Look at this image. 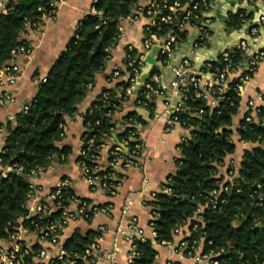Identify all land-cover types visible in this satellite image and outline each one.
Returning <instances> with one entry per match:
<instances>
[{
	"label": "trees",
	"instance_id": "trees-1",
	"mask_svg": "<svg viewBox=\"0 0 264 264\" xmlns=\"http://www.w3.org/2000/svg\"><path fill=\"white\" fill-rule=\"evenodd\" d=\"M52 1L13 0L6 13L0 14V68L11 58V51L26 46L21 35L28 25L34 27L40 23L43 14L51 10L49 4ZM139 1L96 0L94 13L87 15L78 26L74 38L68 42L47 75L46 82L38 85L27 110L5 123L0 167L12 170L5 177L0 175V242L8 240L18 218L27 214L24 207L30 172L48 168L54 158L66 163L72 155L71 148L60 143L63 139L60 126L74 115L97 75L106 66L119 41L121 20L135 9ZM206 1L211 4L214 0ZM240 14L251 20L247 11L240 10L230 15L228 26L236 27ZM254 26L259 28L257 24ZM169 28L163 25L155 31L164 36ZM181 35L184 37L183 33ZM228 52L234 68L245 67L242 52L237 49ZM209 63L211 73H219L227 66L219 55ZM128 74L129 70L124 69L120 76L128 77ZM236 84L237 79L230 83V89L222 95L223 99L211 108L206 100L194 97L195 89L188 88L181 111L175 113L177 124L188 135L186 142L178 146L175 170L165 183L169 193H156L148 205L157 213L152 221L156 244L173 242L175 229L188 225L197 215L199 221L190 222L189 231L196 226L191 236L197 242L203 241V252L212 253L218 264H264V107L259 109L255 120L252 118L250 122H245L243 119L236 130L240 141L251 144L252 148L243 151L234 176L229 178L227 171L218 175L225 158L236 152L231 128L242 99L235 90ZM127 86L125 80L118 83L115 89L105 91V96H99L85 114L86 136L93 139V144L86 158L80 160L90 170L95 166L91 155L99 154L117 123L124 125L119 138L127 142L130 150L135 142L129 133L136 132V138L139 137V129L153 117L152 97L144 99L139 96L145 106L134 102L133 109L122 111V104L128 100L124 93ZM143 91L144 88L140 92ZM217 94L215 91L214 98ZM200 110L203 111L201 115L198 114ZM116 114H120L119 121ZM107 170L113 173L111 167ZM117 182L113 177L107 179L109 186ZM220 184L227 185L228 192L224 195L225 202L221 208L213 210L207 205L208 194L218 189ZM61 195L62 204L66 205L67 199L75 192L67 186ZM58 216L57 211L45 220L55 221ZM23 226L29 231L34 230L28 222ZM98 236L97 232L85 235L77 232L64 243V249L81 255ZM208 242L211 244L208 245ZM135 245L138 257L133 264H157V249L151 241H136ZM39 249V245H33L23 263L30 262ZM77 264L84 262L78 261Z\"/></svg>",
	"mask_w": 264,
	"mask_h": 264
},
{
	"label": "built area",
	"instance_id": "built-area-1",
	"mask_svg": "<svg viewBox=\"0 0 264 264\" xmlns=\"http://www.w3.org/2000/svg\"><path fill=\"white\" fill-rule=\"evenodd\" d=\"M11 1L13 0H0V14L6 13L7 6ZM60 2L61 0H53L49 4L51 10L47 14H43V19L52 18ZM209 11L210 4L206 0H149L145 5H137L126 17L133 22L143 21V27L139 46L134 47L128 45L125 49L123 68L129 70L126 79L128 86L124 89L125 96L128 99L133 97L136 105L145 106V102H141L138 99L139 96L144 99H150L159 93L157 90L154 91L153 87L149 84L141 87L138 83L147 53L152 48H156L161 65L168 66L172 76L169 82V88L174 91L175 97L179 101L169 110V125L177 124L175 113L181 111L182 101L185 99L189 87L195 89L194 97L196 99L206 100V104L211 108L215 107L217 102L223 99L222 95L230 89V83L237 79L235 90L241 98H244L247 94V86L252 75L264 60V49L257 47L252 42L253 38L258 34V27L254 26L256 23L242 17L240 14V19L235 28L239 30L243 29L245 34L244 37L238 39L232 49H237L243 53L246 64L244 68H234L232 66L229 50L218 53L222 60L227 63L225 70L219 73L209 72L208 69L211 67L209 61L211 60L204 63V68L203 66L196 68L187 58H182L177 64L173 65L171 58L175 48L181 45L190 33L194 34V41L192 43L194 48H202L207 45L210 36L209 28L212 23L209 17ZM263 22L264 18L259 17V25ZM163 25H168L170 28L164 36H159L156 31L160 30ZM29 27L28 25L26 31ZM181 33L184 34V37ZM30 52L31 43L28 42H26V46L11 51V58L0 68V86L15 83L21 74L19 58L28 56ZM134 52L135 55H133ZM235 70H239L240 74L232 79L230 78V73ZM112 76L119 77L120 69L115 68ZM45 82L46 78H43L39 81L38 85ZM143 88L145 91L140 92ZM119 89L121 90V88ZM215 91L218 93L216 98L213 96ZM103 95L105 96V94ZM5 98L4 94H0V105H2ZM28 104L23 106L22 111L27 110ZM246 107L250 112L244 119L245 122H250L252 114L257 115L259 109L264 107V88L256 96L247 97ZM202 113V110L198 112L199 115ZM121 126L124 127V125ZM60 127L63 130L61 137L64 138L65 125ZM0 133H4L3 127H0ZM129 135L135 142L130 150L127 148V142L122 139L116 146L109 150V167L112 170L116 167L129 169L138 165L143 152V142L139 137L136 138V132H130ZM186 140L187 136L183 137L180 144L186 142ZM4 141L5 135L3 143ZM92 144L93 139L86 136L85 128L82 136V146L76 159L80 179L91 191L100 189L112 196L120 183L118 181L114 186L108 185L107 179L112 178L113 173L99 165L101 151L98 155H91V159L95 163L92 170L88 169L85 163L80 160L81 158H86L91 150ZM46 169L39 168L30 172L31 180L24 207L27 214L18 218L17 225L13 232L10 233L8 240L0 242V264H24L22 261L23 258L30 254L31 247L36 244L40 246V249L30 258V262L27 264H77L78 261L90 264L101 262H106L107 264H133V261L138 257L135 242H146L147 240L151 241L156 248L163 247L167 249L169 255L178 256L179 258L189 257L193 259L195 264H218L212 253H204L203 249H201V245L204 246L203 241L197 242L191 236V231H194L196 226H193L191 228L192 230L189 231L190 222L193 220L199 221L197 215L193 216L189 224L186 225L187 227L184 226L175 229L174 237H179L176 242L156 244L154 241L155 232L152 228V221L157 217V213L155 211L151 212L152 218L149 221L151 232L147 236L145 230L138 224L137 217L130 213V209L136 205V199L132 196L125 199L120 209V224L116 229V232L122 234L124 241L130 245V250L123 263L119 261L120 249L116 243L109 250H102L99 247L97 241L103 234L110 231V229L104 226L97 227L96 232L99 236L81 255L67 252L64 249V243L61 242V238L64 229L69 223L75 220L87 221L98 214L109 215L111 213V207L87 203L76 194L70 196L67 199V204L63 205L61 193L63 189L69 186L68 182L67 180H62L53 188L46 191L37 182ZM11 170V168L2 169L0 167V175L5 177ZM18 171L20 172L21 169L19 168ZM226 171L229 178L234 176L235 167L232 162L228 164ZM99 172L103 174L101 175ZM165 183L157 193H169V189L165 187ZM227 192L228 186L220 184L218 189H213L208 194L209 199L207 205H210L213 210L220 209L225 202L224 195ZM155 194H152L151 199L154 198ZM57 211L59 212V216L55 221L45 220L46 217ZM26 222L33 227V231H29L23 226ZM184 228H186V231L183 232ZM28 234L35 235L36 241L34 243H29L25 240ZM207 244L210 245L211 243L208 242ZM166 264L178 263L167 261Z\"/></svg>",
	"mask_w": 264,
	"mask_h": 264
},
{
	"label": "crops",
	"instance_id": "crops-1",
	"mask_svg": "<svg viewBox=\"0 0 264 264\" xmlns=\"http://www.w3.org/2000/svg\"><path fill=\"white\" fill-rule=\"evenodd\" d=\"M149 0H140L138 5H145ZM96 0H61L52 18L42 19L38 25L29 27L21 35V39L31 43V52L26 57H20L21 74L12 85L0 86V94L6 97L0 105V127L4 128L7 121L22 111L25 104L30 103L37 91L38 83L46 78L52 69L55 61L60 56L68 42L74 38L75 31L85 17L94 13L93 4ZM244 10L251 15V21L259 25V17H264V0H214L210 4L209 17L211 25L210 36L205 47L194 48V34L177 46L173 52L171 63L177 64L182 58H187L196 67L200 68L209 60L218 56L220 51L232 49L241 37H244V30L228 26L230 15ZM143 21L133 22L127 18L121 20V37L117 46L112 50L104 69L97 75L94 84L90 87L82 102L78 105L77 111L69 118L65 124L64 138L60 142L69 146L72 155L66 163H56L54 158L46 171L39 177L37 182L47 191L53 188L62 180H67L75 194L83 199L89 200L99 206H110L109 215L98 214L89 221L75 220L69 223L64 229L61 242L65 243L77 232L85 235L89 232H96L98 226L110 229L97 241L102 250H109L113 244H117L120 249L119 261L124 262L130 245L123 239L122 234L116 232L120 224V209L128 197L136 199V205L130 209V213L137 217L138 224L145 230L147 236L150 235L149 221L151 220L152 209L148 205L151 196L157 193L165 183L167 177L174 172V161L178 156V146L181 139L188 135L178 124H168L169 110L178 103L174 91L169 88L172 78L168 66H162L156 48H152L146 55L141 75L138 79L139 86L149 84L154 91L159 93L151 98L153 103V117L146 121V124L138 131L140 140L143 142V152L138 165L129 169L116 167L113 170V178L119 181L114 195H108L104 191L97 189L91 191L89 187L80 179L79 169L76 164L79 151L82 146V136L85 132V114L91 108L93 102L109 89H115L118 83L127 79L126 75L113 77L115 68L124 72L123 62L125 49L128 45L138 47L142 38ZM252 42L257 47H264V22L259 25L258 34ZM240 74L239 70L230 73V78H236ZM264 88V60L259 64L257 70L252 75L247 86V94L241 99L238 113L232 122V141L236 145V152L225 158L224 164L219 167L218 175H224L230 162L238 169L241 155L244 150L252 148L249 143L240 141L236 132L241 121L249 110L246 107L247 97H254ZM134 98L125 101L121 108L123 112L133 109ZM255 120L256 115L252 114ZM120 114H116L119 121ZM124 127L117 123L116 129L106 140L101 149V160L99 165L109 168V150L116 146L119 135ZM166 129H168L166 131ZM5 133H0V150L3 146ZM187 227V226H186ZM186 231L184 228L183 232ZM179 237H174V242ZM29 243H34L36 237L28 234L25 237ZM203 244V243H202ZM157 249V264H166L172 261L178 264H195L189 257L179 258L169 255L167 249L160 247ZM203 249V245H201ZM90 264V263H84ZM96 264H107L106 262Z\"/></svg>",
	"mask_w": 264,
	"mask_h": 264
},
{
	"label": "water",
	"instance_id": "water-1",
	"mask_svg": "<svg viewBox=\"0 0 264 264\" xmlns=\"http://www.w3.org/2000/svg\"><path fill=\"white\" fill-rule=\"evenodd\" d=\"M263 18H264V17H263ZM55 162H56V163H59V160H58V159H55Z\"/></svg>",
	"mask_w": 264,
	"mask_h": 264
}]
</instances>
